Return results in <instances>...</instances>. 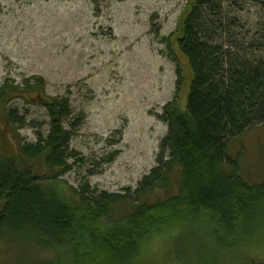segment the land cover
<instances>
[{
    "label": "trees",
    "instance_id": "obj_1",
    "mask_svg": "<svg viewBox=\"0 0 264 264\" xmlns=\"http://www.w3.org/2000/svg\"><path fill=\"white\" fill-rule=\"evenodd\" d=\"M248 4L264 6L261 0H191L178 31L163 38L177 67L179 94L182 61L191 72L186 106L178 95L156 115L168 132L156 166L135 188L110 193L84 179L67 196L57 190L66 174L84 171L85 159L72 148L83 113L76 114L68 96H48L42 77L0 84V115L8 129L29 127L33 103L48 119L32 125L36 142L18 139L12 152L0 128V237L17 242L22 252L32 243L54 253L50 260L16 264H86L80 249L87 241L94 258L92 251L108 241L116 247L102 261L129 264L138 249L129 241L148 238L153 228L179 223L185 232V223L203 216L229 234L239 217L244 222L264 202L263 187L244 181L239 158L229 153L235 138L264 125V23L249 28L242 17Z\"/></svg>",
    "mask_w": 264,
    "mask_h": 264
},
{
    "label": "rangeland",
    "instance_id": "obj_2",
    "mask_svg": "<svg viewBox=\"0 0 264 264\" xmlns=\"http://www.w3.org/2000/svg\"><path fill=\"white\" fill-rule=\"evenodd\" d=\"M190 1L0 0V84L42 77L48 96L70 97L76 114L84 116L72 140V148L85 159L84 171L66 174L55 184L64 195L84 179L110 193L135 188L156 166L160 142L168 132L156 115L178 95L185 108L191 78L182 61L179 94L177 67L162 41L178 31ZM255 5L248 4L247 16L242 15L249 19V28L260 19L264 23V6ZM34 104L29 106V127L20 131L8 129L0 115L11 152L18 139L37 141L32 125L48 123L46 109ZM229 153L239 158L244 181L264 191V125L235 138ZM89 168L96 174L85 172ZM254 210L244 222L239 217L229 234L214 218L203 216L189 219L185 232L179 223L153 228L148 238L129 241L138 245L129 264H264V202ZM106 242L100 251H92L100 260L87 249L88 241L82 245L86 264H110L102 256L116 246ZM25 249L0 237V264L54 256L52 249L32 243Z\"/></svg>",
    "mask_w": 264,
    "mask_h": 264
}]
</instances>
